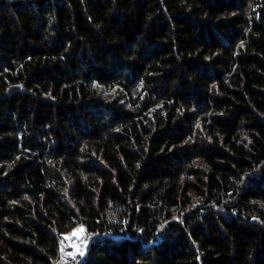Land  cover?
<instances>
[{"label": "trees", "instance_id": "1", "mask_svg": "<svg viewBox=\"0 0 264 264\" xmlns=\"http://www.w3.org/2000/svg\"><path fill=\"white\" fill-rule=\"evenodd\" d=\"M264 264V0H0V264Z\"/></svg>", "mask_w": 264, "mask_h": 264}, {"label": "rangeland", "instance_id": "2", "mask_svg": "<svg viewBox=\"0 0 264 264\" xmlns=\"http://www.w3.org/2000/svg\"><path fill=\"white\" fill-rule=\"evenodd\" d=\"M83 227L84 226L82 224H80L79 226H77L76 228H74L72 231L65 233L62 237L61 240V248L63 247L64 251H61V258H60V262L57 264H69L67 263L68 261H72L73 263H78L82 257H80L79 255L76 256V259L73 260L70 256L67 255V253L70 252H74L75 248L73 247V245H79L81 243V240L86 239L87 240V244L86 247L84 248V254L88 245V240H90V236H88L86 234V232L84 231V233H80L79 235V239L77 238V236H74L73 233L76 231V229ZM65 237H68V239H65ZM89 237V238H88Z\"/></svg>", "mask_w": 264, "mask_h": 264}, {"label": "snow or ice", "instance_id": "3", "mask_svg": "<svg viewBox=\"0 0 264 264\" xmlns=\"http://www.w3.org/2000/svg\"><path fill=\"white\" fill-rule=\"evenodd\" d=\"M84 231H85V229L83 227H80V228L76 229V231L73 233V235L77 236V238L79 239L78 234L84 233ZM65 239H68V237H65ZM86 244H87L86 239L81 240V243L79 245H73V247L75 248V251L67 253V255L70 256L73 260L76 259L77 255L82 257L84 255V248L86 247ZM61 251L62 252L64 251L63 247L61 248Z\"/></svg>", "mask_w": 264, "mask_h": 264}]
</instances>
